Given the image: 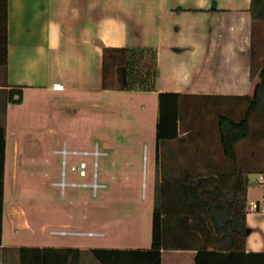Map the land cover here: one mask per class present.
Wrapping results in <instances>:
<instances>
[{"label": "crops", "instance_id": "1", "mask_svg": "<svg viewBox=\"0 0 264 264\" xmlns=\"http://www.w3.org/2000/svg\"><path fill=\"white\" fill-rule=\"evenodd\" d=\"M251 7L252 0H9V58L7 71L0 72V91L113 92L118 89L103 88L104 49L153 47L156 90L133 91L156 96L158 109L159 92H179L181 100H233L240 114L246 97L255 95L264 67V19H255ZM184 119L174 139L158 142L156 126L154 155L161 178L205 176L223 164L218 122L208 126ZM250 140L237 144L241 161L254 159ZM252 190L256 197L248 205L256 202L259 209L247 210L245 251L257 254L248 262L264 264V173ZM37 230L27 215L9 213L5 199L1 264H20L19 248L35 246L25 243L34 241ZM196 258L195 250H164L162 264H198Z\"/></svg>", "mask_w": 264, "mask_h": 264}, {"label": "rangeland", "instance_id": "2", "mask_svg": "<svg viewBox=\"0 0 264 264\" xmlns=\"http://www.w3.org/2000/svg\"><path fill=\"white\" fill-rule=\"evenodd\" d=\"M110 76L116 75L112 71ZM234 102L184 99L180 115L211 126L219 113H244L247 106L238 114ZM158 113L156 96L129 90L59 96L31 90L19 103L10 100L7 90L0 91V124L7 131V209L27 215L38 229L34 241L25 244L150 248L156 201L152 189L159 177L154 155ZM254 117V159L243 160L247 168L257 170L249 177L248 201L256 197L252 188L264 169V116ZM65 146L88 154L66 158ZM97 149L107 154L95 157ZM223 156L221 163L228 166L231 160ZM96 179L101 184L97 189ZM61 229L84 233H51ZM81 264L101 263L88 249Z\"/></svg>", "mask_w": 264, "mask_h": 264}, {"label": "trees", "instance_id": "3", "mask_svg": "<svg viewBox=\"0 0 264 264\" xmlns=\"http://www.w3.org/2000/svg\"><path fill=\"white\" fill-rule=\"evenodd\" d=\"M251 11L255 19H264V0H252ZM157 57L153 47H106L103 88L156 90ZM8 58L9 0H0V70L3 72L7 71ZM112 71L116 75L114 79L110 78ZM260 76L255 95L246 97L247 109L240 117L218 114L220 143L231 163L218 164L205 176L158 177L151 247L91 248L101 264H162L164 250H195L198 264H251L247 260L257 254L245 251L247 189L249 174L256 170H250L240 160L237 144L253 138L257 133L252 130L253 117L264 116V67ZM9 94L11 101L22 102V88H11ZM182 96L179 92H159L158 142L179 136ZM6 133V126L0 124V245L5 208ZM83 252L78 247L24 245L19 248V259L20 264H81Z\"/></svg>", "mask_w": 264, "mask_h": 264}, {"label": "built area", "instance_id": "4", "mask_svg": "<svg viewBox=\"0 0 264 264\" xmlns=\"http://www.w3.org/2000/svg\"><path fill=\"white\" fill-rule=\"evenodd\" d=\"M95 153V157L101 155V154H107L106 152H100L98 149ZM62 154L64 155V157L67 158L68 155H73V154H76V155H87L88 152L87 151H81V150H69L67 148V146L64 147V149L62 150ZM82 169H85V167L87 166L86 162L83 161L82 162ZM77 167H73V170H76ZM96 169V167H95ZM66 171H67V162L66 160L64 161V176L66 175ZM96 175H97V172H96ZM66 183H64L65 185ZM94 186L96 187V189L98 187L101 186V184L98 183L97 179H96V183L94 184ZM259 209V204L256 203V202H252L251 204L248 205L247 207V210L248 211H253V210H257ZM51 233L53 234H79V233H84V232H80V231H71V230H67V229H61V230H53L51 231ZM90 234H102V233H97V232H89Z\"/></svg>", "mask_w": 264, "mask_h": 264}, {"label": "water", "instance_id": "5", "mask_svg": "<svg viewBox=\"0 0 264 264\" xmlns=\"http://www.w3.org/2000/svg\"><path fill=\"white\" fill-rule=\"evenodd\" d=\"M213 6H214V3H213Z\"/></svg>", "mask_w": 264, "mask_h": 264}]
</instances>
